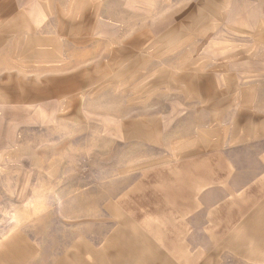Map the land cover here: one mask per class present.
<instances>
[{"label":"rangeland","instance_id":"obj_1","mask_svg":"<svg viewBox=\"0 0 264 264\" xmlns=\"http://www.w3.org/2000/svg\"><path fill=\"white\" fill-rule=\"evenodd\" d=\"M257 12L264 13V0H35V30L26 15L0 14L5 52L21 51L22 42H61L69 53L56 49L52 56L64 61L57 68L76 75L70 111L60 109L49 122L19 114V126L0 125V256L7 241L21 239L30 256L8 264L169 262L144 247L118 201L137 171L164 153L161 146L168 149L159 122L176 113L177 86H191L209 64L222 65L209 55L255 53L243 45L254 42L245 27ZM8 64L15 73V62ZM37 69L35 78L21 70L24 77L5 80L0 68V111L5 82L22 91L7 101L35 102ZM204 235L187 240L184 264H264V204L216 238Z\"/></svg>","mask_w":264,"mask_h":264},{"label":"crops","instance_id":"obj_2","mask_svg":"<svg viewBox=\"0 0 264 264\" xmlns=\"http://www.w3.org/2000/svg\"><path fill=\"white\" fill-rule=\"evenodd\" d=\"M0 14L26 15L35 30V0H0ZM254 19L253 27H245V31L253 30L254 42H244L243 46L251 49L241 52L255 49L254 54L239 55V59L229 52L209 55V60L217 58L213 62L222 65L208 63L201 81L198 78L191 86H177L176 103L170 107L176 113L169 119L165 114L159 122L160 141L168 149L163 151L161 146L164 153L137 171V180L118 201L141 230L137 234L144 239V247L152 252L159 250L160 256L169 260L165 264H184L187 240L196 239L198 232L205 233L206 238H216L217 232L239 222L245 210L264 204V13L257 12ZM9 44L0 42L3 78L19 79L23 76L19 74L21 70L34 73L31 77L35 78V68L40 67L36 73L42 83L35 84L32 103L23 99L7 101L8 93L22 95L21 85L17 84L19 89H9L6 82L2 84L1 97L6 107L0 111V125L8 120L12 126H19V114L49 122L60 109L70 111L76 75L72 77L65 74V69H58L62 66L56 63L64 61L52 56L59 47L61 57L69 53L66 48L61 50V42H22V50L15 54L3 50ZM12 45L18 47L19 42ZM8 61L15 62V73L8 71ZM57 97L61 102L56 101ZM29 109L31 115L24 114ZM8 111L19 113L8 115ZM173 121L177 128L169 137L168 127ZM200 222L208 226H199ZM7 242L0 256L4 264L30 256L25 241ZM11 251L17 256L11 257Z\"/></svg>","mask_w":264,"mask_h":264}]
</instances>
